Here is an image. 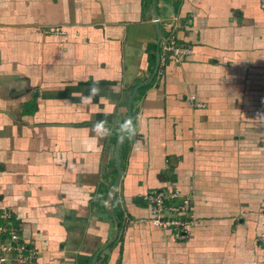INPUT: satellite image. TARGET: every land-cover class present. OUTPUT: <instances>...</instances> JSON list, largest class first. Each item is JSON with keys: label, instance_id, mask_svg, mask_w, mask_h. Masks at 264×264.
I'll return each instance as SVG.
<instances>
[{"label": "crops", "instance_id": "0c3cea01", "mask_svg": "<svg viewBox=\"0 0 264 264\" xmlns=\"http://www.w3.org/2000/svg\"><path fill=\"white\" fill-rule=\"evenodd\" d=\"M153 3L163 41L169 29L191 53L150 79L163 43ZM94 83L99 96L81 105L72 94ZM144 85L112 191L118 129ZM257 113L264 0H0V224L10 214L37 253L25 264H264ZM173 187L193 208L183 240L142 200Z\"/></svg>", "mask_w": 264, "mask_h": 264}, {"label": "built area", "instance_id": "2783aa9c", "mask_svg": "<svg viewBox=\"0 0 264 264\" xmlns=\"http://www.w3.org/2000/svg\"><path fill=\"white\" fill-rule=\"evenodd\" d=\"M166 35L161 46L162 55L159 56L160 67H163L167 57L182 59L191 53L188 47L177 43L169 29L166 30ZM159 75H161L160 71ZM196 107L201 108L202 105L197 104ZM142 200L146 204L149 220L155 222L160 229L169 231L177 240L188 238L192 226L193 208L190 199L182 195L178 188L154 190L146 193ZM1 218L4 224H0V264H5V261L12 264L32 262L37 253L28 251L26 242L19 235V229L11 222V215L4 213ZM132 223V221L129 222V224ZM261 228L260 242L264 248V224Z\"/></svg>", "mask_w": 264, "mask_h": 264}, {"label": "clouds", "instance_id": "9594fccd", "mask_svg": "<svg viewBox=\"0 0 264 264\" xmlns=\"http://www.w3.org/2000/svg\"><path fill=\"white\" fill-rule=\"evenodd\" d=\"M100 94V88L98 87L97 83H94L89 89L88 94L84 95L83 93L79 94H72V95H79L80 96V103L81 105L87 106L93 102ZM102 98V97H101ZM68 103V101H65ZM257 120H264V113H257L256 116ZM100 138H107L112 135V129L108 126L107 120H100L93 124L92 129ZM118 134L122 136H126L128 138H133L136 134V128L131 119L125 120L120 124L118 129ZM139 141L136 142L134 147L139 145ZM108 205V201H105V206Z\"/></svg>", "mask_w": 264, "mask_h": 264}, {"label": "water", "instance_id": "95a60500", "mask_svg": "<svg viewBox=\"0 0 264 264\" xmlns=\"http://www.w3.org/2000/svg\"><path fill=\"white\" fill-rule=\"evenodd\" d=\"M152 20L154 22V25L157 27L156 28V33H157V45L159 44L160 42V30L158 28V16H157V13H156V9H155V3H153L152 5ZM158 63H159V54L156 53V64H155V68H154V71L152 72L151 76H150V79L154 78L156 72H157V69H158ZM139 86H136L128 100V103H127V114H126V119L125 120H128L131 118V100L133 98V96L135 95L137 89H138ZM125 136H122L120 135L118 141H117V144H116V148H115V153H114V164H115V168H116V171H117V174H118V177H117V182H115L113 188H112V191H114L117 186H118V182L122 176V172L120 170V163H119V156H120V147H121V144L124 140ZM115 231L117 233V226L115 228ZM115 233V234H116Z\"/></svg>", "mask_w": 264, "mask_h": 264}, {"label": "trees", "instance_id": "16d2710c", "mask_svg": "<svg viewBox=\"0 0 264 264\" xmlns=\"http://www.w3.org/2000/svg\"><path fill=\"white\" fill-rule=\"evenodd\" d=\"M160 37H161V41L163 42V38H164V35H163V32L160 30ZM160 50H161V47H160ZM162 54V52L160 53L159 52V55H161ZM152 59H151V63L153 64V57H151ZM168 58V57H167ZM146 88V85H144V86H141L140 88H138V91H137V97H139V96H141V93L143 92V90ZM127 96H128V94H127ZM125 99H126V96H125ZM118 137H119V135L118 136H116L115 137V141L118 139ZM126 140H127V137H125V139H124V141H123V143H122V145H121V149H120V158H121V156H122V152H123V147H124V145H125V143H126ZM112 202H113V199H112ZM116 216V215H115ZM116 222H117V225L119 226V222H120V218L118 217V216H116Z\"/></svg>", "mask_w": 264, "mask_h": 264}]
</instances>
